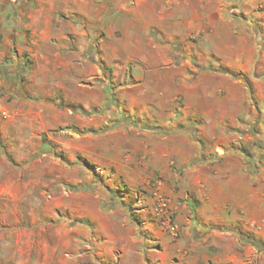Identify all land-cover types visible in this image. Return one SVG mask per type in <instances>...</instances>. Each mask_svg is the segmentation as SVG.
Wrapping results in <instances>:
<instances>
[{"label":"crops","instance_id":"crops-1","mask_svg":"<svg viewBox=\"0 0 264 264\" xmlns=\"http://www.w3.org/2000/svg\"><path fill=\"white\" fill-rule=\"evenodd\" d=\"M203 1L0 0V87L17 115L50 111L58 94L77 110L88 107L91 64L108 77V66L131 53L159 64L154 49H161L167 65L135 69L136 80L160 78L165 89L170 80L189 81L174 121L180 127L160 130L145 121L152 135L124 139L140 146L146 168L164 178L179 237L160 229L153 201L129 210L118 199L68 191L64 201L52 196L47 212L64 233L57 227L55 241L40 239L43 254L31 262L23 243L15 249L12 241L20 232L8 231L14 264H264V12L260 32L231 9ZM175 58L179 66L171 71ZM95 97L100 103L101 94ZM137 151L120 164L131 187L151 174L130 167ZM58 206L65 216L55 214Z\"/></svg>","mask_w":264,"mask_h":264},{"label":"rangeland","instance_id":"rangeland-1","mask_svg":"<svg viewBox=\"0 0 264 264\" xmlns=\"http://www.w3.org/2000/svg\"><path fill=\"white\" fill-rule=\"evenodd\" d=\"M188 1L193 2L187 0V6ZM203 3L210 7H226L227 11L231 9L235 17L261 32L264 0H204ZM154 50L159 52V64H150L145 57L131 53L117 63H106L109 65L106 71L109 78L94 70L91 64V102L84 108L92 111L89 115L81 110H69L68 105L79 107V104H72L62 94L56 98L59 104L52 106L48 112L17 115L6 107L0 87V264H4V260L8 261L6 264H14L17 260V255L10 257L11 248L7 245L11 228L20 232V236L15 233L12 238L14 248L23 243L24 256L30 258L29 262L38 252L43 254L40 239L55 241V228L61 225L48 218L52 196L64 201L68 191H90L95 195H105L110 200L118 199L128 205L129 210H134L138 206L147 207L145 203L153 201L152 191L157 179L162 180L164 192V178L146 168L147 157L142 151L138 153L140 146L124 140L133 135L147 137L154 132L136 131L119 123L121 115H125L137 123H156V128L160 130L172 131L174 127H180L174 121L186 104L182 91L189 81L170 80L168 89H165V81L160 78L149 80L143 76L136 80L133 77L135 69L162 71L167 68L166 63L160 60L162 50ZM174 61L170 64L171 71H177L179 66L176 58ZM113 72L115 75L110 76ZM67 90L73 91L72 88ZM98 93L102 97L100 103L95 97ZM131 108L137 110L131 112ZM166 119L170 128L161 126L162 120ZM16 122L23 123L18 130L14 126ZM263 123L264 111L261 112V125ZM262 135L264 128L261 126ZM132 149L138 150L130 161L133 163L130 164L132 170L140 171L138 167L141 166V170L151 174L131 187L124 177L132 175L125 173L120 164L129 163L127 154L130 155ZM55 214L65 216L66 209L64 206L55 207ZM253 227L261 231L263 226L260 222ZM60 231L64 233L63 228Z\"/></svg>","mask_w":264,"mask_h":264},{"label":"built area","instance_id":"built-area-1","mask_svg":"<svg viewBox=\"0 0 264 264\" xmlns=\"http://www.w3.org/2000/svg\"><path fill=\"white\" fill-rule=\"evenodd\" d=\"M162 180L157 179L152 191L153 216L162 231L172 239L179 237V225L175 220L176 207L171 197L162 191Z\"/></svg>","mask_w":264,"mask_h":264},{"label":"trees","instance_id":"trees-1","mask_svg":"<svg viewBox=\"0 0 264 264\" xmlns=\"http://www.w3.org/2000/svg\"><path fill=\"white\" fill-rule=\"evenodd\" d=\"M94 60H95V62L97 64H99V66L101 67L102 70L106 69L104 64L101 62V60H99V59H94ZM74 110H77V108L74 107ZM81 112H83V114L89 115L92 111H86L85 109H81ZM119 123H124V124H127V125L138 126L139 128H142V129L150 128V127L147 126L146 123L138 124L136 121H133L132 118H128L125 115H121Z\"/></svg>","mask_w":264,"mask_h":264}]
</instances>
